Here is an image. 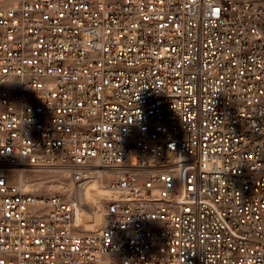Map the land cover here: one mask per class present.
<instances>
[{
    "label": "built area",
    "instance_id": "built-area-1",
    "mask_svg": "<svg viewBox=\"0 0 264 264\" xmlns=\"http://www.w3.org/2000/svg\"><path fill=\"white\" fill-rule=\"evenodd\" d=\"M93 164L89 233L8 173ZM0 264H264V3L0 0Z\"/></svg>",
    "mask_w": 264,
    "mask_h": 264
},
{
    "label": "rangeland",
    "instance_id": "rangeland-1",
    "mask_svg": "<svg viewBox=\"0 0 264 264\" xmlns=\"http://www.w3.org/2000/svg\"><path fill=\"white\" fill-rule=\"evenodd\" d=\"M237 1L264 3V0ZM99 168L93 164L89 173ZM24 169V171L11 169L8 172L11 180L19 183L24 191L34 195H58L65 200L76 201L82 214L81 231L84 233L97 231L103 226L110 197L105 196L103 190H108L111 178L109 171L103 169L100 173L93 172V177L76 183L68 170L61 167Z\"/></svg>",
    "mask_w": 264,
    "mask_h": 264
},
{
    "label": "bare ground",
    "instance_id": "bare-ground-1",
    "mask_svg": "<svg viewBox=\"0 0 264 264\" xmlns=\"http://www.w3.org/2000/svg\"><path fill=\"white\" fill-rule=\"evenodd\" d=\"M24 170H25V169H20V171H24ZM102 170H103V169L99 168V169H97V170H95V171H92V172L89 173L88 177L92 176V173H93V172H98V173H100ZM92 177H93V176H92ZM98 177H99V176H98ZM101 193H102V191H101ZM103 193H104L105 196H109V195H110V191H109V189H108V190H103ZM101 195H102V194H101Z\"/></svg>",
    "mask_w": 264,
    "mask_h": 264
}]
</instances>
